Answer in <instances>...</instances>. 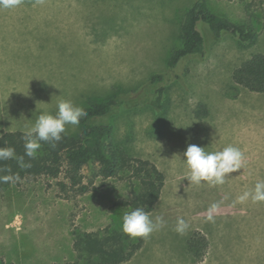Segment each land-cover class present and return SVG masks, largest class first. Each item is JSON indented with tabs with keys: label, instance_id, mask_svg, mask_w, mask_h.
I'll list each match as a JSON object with an SVG mask.
<instances>
[{
	"label": "rangeland",
	"instance_id": "obj_1",
	"mask_svg": "<svg viewBox=\"0 0 264 264\" xmlns=\"http://www.w3.org/2000/svg\"><path fill=\"white\" fill-rule=\"evenodd\" d=\"M195 1L23 0L0 10V135L27 132L41 113L54 115L61 100L85 108L117 98L105 118L111 141L153 161L166 176L149 213L164 224L143 248L161 246L192 264L183 250L189 234L200 230L211 242L193 264H264V201L252 199L256 184L264 183V92L237 90L232 78L244 60L264 52V0H208L214 12L250 24L257 41L242 43L227 32L217 40L200 21L206 42L213 38L206 54L171 68L170 56L183 41L182 21ZM155 74L162 78L153 81ZM160 87L165 91L157 106ZM78 129L69 125L66 133ZM189 144L206 151L236 147L242 166L223 184L190 183L183 155ZM95 170L84 167L86 181ZM57 181L24 179L0 190V257L67 264L76 255L73 230L122 227L120 201L138 188L123 173L97 176L88 192L65 198ZM178 219L188 224L183 235L175 231Z\"/></svg>",
	"mask_w": 264,
	"mask_h": 264
},
{
	"label": "trees",
	"instance_id": "obj_2",
	"mask_svg": "<svg viewBox=\"0 0 264 264\" xmlns=\"http://www.w3.org/2000/svg\"><path fill=\"white\" fill-rule=\"evenodd\" d=\"M208 24L214 38L221 40L225 32L238 37L242 43L254 44L258 36L250 24L231 20L211 10L208 0H196L185 13L181 24L182 45L170 56L168 65L175 68L183 59L204 56L208 42L198 29V23ZM155 74L152 80L161 79ZM237 87L254 92H264V52H255L237 66L232 75ZM164 87L157 89L155 105L160 106ZM237 97V93L233 95ZM118 105V99L92 103L84 109L87 116L82 118L79 129L74 133L63 134V139L53 147L50 143L40 142L35 159L25 155L26 131H7L0 135V148H14L17 157L23 156L31 167L21 168L16 159L0 160V177L19 175L20 180L50 177L58 179V186L65 198L85 194L97 176L111 177L121 173L136 180L138 188L133 189L130 200L120 204L126 212L142 208L151 213L158 204L166 182V176L149 159L130 155L125 149L117 147L111 140L112 125L105 120ZM110 141V142H109ZM96 168L94 176L85 180L83 169ZM10 170V171H9ZM16 180L7 183L0 181V190L9 187ZM144 238H131L122 227L109 225L96 231L73 230L75 259L67 264H121L129 261L140 250ZM210 239L200 230H193L186 239L185 250L195 262L203 260L209 248ZM0 264H15L0 257Z\"/></svg>",
	"mask_w": 264,
	"mask_h": 264
},
{
	"label": "clouds",
	"instance_id": "obj_3",
	"mask_svg": "<svg viewBox=\"0 0 264 264\" xmlns=\"http://www.w3.org/2000/svg\"><path fill=\"white\" fill-rule=\"evenodd\" d=\"M23 0H0V10H12L19 7ZM58 111L53 115L41 113L24 136L25 155L29 159H35L38 150L41 148L40 142L50 143L55 147L56 143L63 139L67 126L77 128L82 118L87 116L86 110L76 105L72 100H61L57 105ZM154 122V121H153ZM190 127V126H189ZM185 163L190 170L187 179L190 183L199 185L207 182L211 185L223 184L227 174L235 172L242 166L243 154L233 146H227L220 151H206V147L189 144L183 153ZM16 159L21 168L31 167L26 164L23 156L17 157L15 149L10 147L0 148V160ZM10 171V170H9ZM20 179L16 176H3L0 181L9 182ZM248 194L246 193L245 196ZM254 201H264V183H257L254 194ZM164 224L162 217L157 216L155 220L142 208H136L130 212H125L122 217V231L131 238H144L149 236ZM188 228V224L183 219H178L175 231L183 235Z\"/></svg>",
	"mask_w": 264,
	"mask_h": 264
},
{
	"label": "crops",
	"instance_id": "obj_4",
	"mask_svg": "<svg viewBox=\"0 0 264 264\" xmlns=\"http://www.w3.org/2000/svg\"><path fill=\"white\" fill-rule=\"evenodd\" d=\"M183 252L185 256H187L186 250H183ZM187 257L189 258L188 260L195 263L192 258L189 256ZM121 264H182V262L180 255L175 251L171 252L169 249L157 246V248L149 249L142 247L129 261L123 262Z\"/></svg>",
	"mask_w": 264,
	"mask_h": 264
}]
</instances>
